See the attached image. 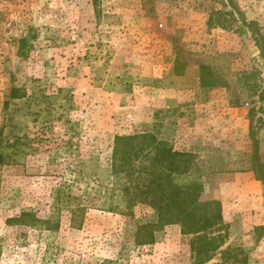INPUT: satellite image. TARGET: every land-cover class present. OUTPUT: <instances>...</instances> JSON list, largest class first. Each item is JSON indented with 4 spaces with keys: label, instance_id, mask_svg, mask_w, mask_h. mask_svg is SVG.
Instances as JSON below:
<instances>
[{
    "label": "rangeland",
    "instance_id": "374dc122",
    "mask_svg": "<svg viewBox=\"0 0 264 264\" xmlns=\"http://www.w3.org/2000/svg\"><path fill=\"white\" fill-rule=\"evenodd\" d=\"M144 132L221 204L205 264H264V0H0V264H197L180 224L138 242L112 155Z\"/></svg>",
    "mask_w": 264,
    "mask_h": 264
},
{
    "label": "trees",
    "instance_id": "16d2710c",
    "mask_svg": "<svg viewBox=\"0 0 264 264\" xmlns=\"http://www.w3.org/2000/svg\"><path fill=\"white\" fill-rule=\"evenodd\" d=\"M193 157L191 152L175 150L168 141L159 139L154 133L118 135L115 137L112 170L115 176L124 177L123 189L130 201L146 203L158 212L157 224L141 227L137 238L139 244L155 241V231L158 230L155 227L180 224L184 234L197 236L191 246L197 264H205L225 244L227 234L220 231L225 227L220 202H202L199 200L201 184H181L178 181L179 176L190 172ZM4 159L0 153V166L5 163ZM9 222L24 225L45 223L31 211L10 218ZM214 229L219 230L218 234L210 235ZM220 264L232 262L224 260Z\"/></svg>",
    "mask_w": 264,
    "mask_h": 264
}]
</instances>
